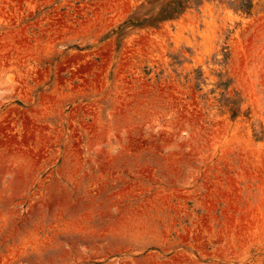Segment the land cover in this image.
<instances>
[{
	"label": "rangeland",
	"instance_id": "374dc122",
	"mask_svg": "<svg viewBox=\"0 0 264 264\" xmlns=\"http://www.w3.org/2000/svg\"><path fill=\"white\" fill-rule=\"evenodd\" d=\"M0 264H264V0H0Z\"/></svg>",
	"mask_w": 264,
	"mask_h": 264
}]
</instances>
